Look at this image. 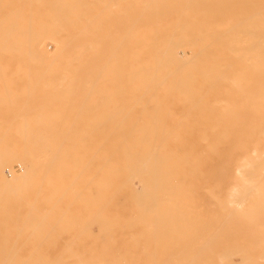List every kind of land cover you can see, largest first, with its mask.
Returning a JSON list of instances; mask_svg holds the SVG:
<instances>
[{
	"label": "bare ground",
	"instance_id": "bare-ground-1",
	"mask_svg": "<svg viewBox=\"0 0 264 264\" xmlns=\"http://www.w3.org/2000/svg\"><path fill=\"white\" fill-rule=\"evenodd\" d=\"M7 69L0 264H264V0H0ZM87 84L99 135H44Z\"/></svg>",
	"mask_w": 264,
	"mask_h": 264
},
{
	"label": "rangeland",
	"instance_id": "rangeland-1",
	"mask_svg": "<svg viewBox=\"0 0 264 264\" xmlns=\"http://www.w3.org/2000/svg\"><path fill=\"white\" fill-rule=\"evenodd\" d=\"M35 29H32V30H30L29 32L30 33H33V31H34ZM16 32H18V33H20L19 32V30H17ZM48 45V44H47ZM46 45V46H47ZM52 44H50V45H48L46 48H47V50H52ZM10 70V69H9ZM8 69L5 71V70H3V72H6V73H2V70H0V72L2 73V75L0 74V80H2L1 78H4V80L3 81H5L6 79L8 80V79H10V78H12L13 77V80L14 81H16V83L15 84H23V85H21V87L20 86H18V85H14V84H11V86L12 87H14V89H17V90H12V93L11 94H8V93H6L7 92V90H8V92L10 93L11 92V90H9V88H11L12 89V87H9L10 85H8V87L7 88H5V86H7V84H5V86H4V84H0V88H2L3 90L1 91V93L0 94H7V95H9V97H12V96H14V94L16 93V91H17V95H18V92H19V90H20V94H21V88L22 87H24V88H27V86L24 84L26 81H28V80H25L27 77H28V72H26V70L25 71H23V73L21 72V71H19L18 72V74H16V73H14L13 71H14V69H11V72H13V74H15V76H13L12 75V77H10L9 78V75H8V73L10 72ZM17 71V70H16ZM25 72H26V78L25 77H23V75H22V77H21V79L23 78V80H20V78H18L17 77V79H15V77L17 76V75H21V74H25ZM5 74H7V75H5ZM31 74H33V73H31ZM31 74H29V75H31ZM37 75H39V74H34V78H33V76H31L32 78H33V80H35V77L36 78H42L43 76L42 75H40V76H38L37 77ZM2 76V77H1ZM3 76H5V77H3ZM25 76V75H24ZM20 77V76H19ZM30 76H29V78H31ZM31 78V79H32ZM28 79V78H27ZM25 80V81H24ZM2 81V82H3ZM11 81H12V79H11ZM13 81V82H14ZM90 84H87L86 85V89H89L90 90V88L92 87L91 85V87L89 86ZM26 86V87H25ZM88 87H90V88H88ZM4 88H5V90H4ZM61 88V87H60ZM93 88V87H92ZM117 89H115L114 90V88L112 89V90H109V91H113L114 90V92L118 95V89H120L119 87H116ZM98 89H99V91L101 90V91H103V93L101 94V91L99 92L98 91ZM1 90V89H0ZM66 89H64L63 88V90L62 91H60V92H58V94L59 95H61V94H70V90H66ZM93 90V89H92ZM64 91H65V93H64ZM88 91V90H87ZM85 91V90H83V91H79V92H81V94H82V98H84V102H82L81 104H80V102H78V103H74V104H76L77 106L75 107V105L74 104H70V105H64V107H63V103H60L59 102V100L61 99H59L58 100V98L59 97H56L55 98V100H54V102L56 103V104H54V106L51 108V112H52V110H56L57 111V115H56V112H54V114H55V116H56V118H58V120H56L55 119V116L53 115V119H54V123H53V126H52V129H54L55 131L53 132V133H51V134H48V133H44V135L46 134V135H62L63 137H69V138H74V137H77L78 135H75L76 133L78 134V133H81V135H79V136H82L83 134H84V136H86V135H88V134H94V133H88L87 131L86 132H81L80 131V128H82V130H84V128L85 127H83V125L85 124V120L87 121V123H88V121L90 120V118L92 117V119H94V113H96V111L99 113L100 112V108H101V113H102V117H103V114L105 113V112H107V111H105L104 112V110H108V109H111L113 106L112 105H114L115 104V98L113 97V96H116V94H112V92H111V94L109 95V91L107 92L106 91V93L104 92L105 90L103 89L102 90V88H97V90H95V91H98L102 96H98L97 95V97L99 98H101L102 99V101H101V99L99 98V99H96V101H95V96L96 95H94V93H93V91ZM94 91V92H95ZM123 90H120V92H122ZM128 90H126V91H123L124 93H129V91L127 92ZM69 92V93H68ZM90 92V93H89ZM120 92H119V94H120ZM131 92V91H130ZM33 93V101L35 100V102H29V103H33V104H35L37 101H40V99H38L37 98V91H36V94H35V92H32ZM86 93H89V94H87V96H89V99L88 98H86V97H84V96H86ZM91 93H93L92 94V96H90V94ZM96 94H97V92H95ZM123 93V94H124ZM15 94V95H16ZM103 94L105 95V97L103 96ZM123 94H120V96L118 97V98H122V96H123ZM125 94V95H126ZM32 95V94H31ZM36 95V96H35ZM108 95V101H107V96ZM130 96H131V93H130ZM91 97V98H90ZM82 98H81V100H82ZM103 98H106V99H103ZM88 99V100H87ZM37 100V101H36ZM58 100V101H57ZM90 100L92 101V104H88V106H86L88 109V111L90 110V112H88V113H85V112H83V110L84 109H86V107H85V105H87V103L86 102H88V103H91L90 102ZM98 100H100L101 102H99ZM103 100H105L104 102L105 103H107V104H105L104 102H103ZM110 100V101H109ZM116 100H118L117 101V105H118V107H120V102H119V100H121V99H116ZM83 101V100H82ZM97 101L99 102V104L97 103ZM59 102V103H58ZM103 102V103H102ZM118 102H119V104H118ZM122 102V101H121ZM129 102V104L131 103L132 104V101H127V103ZM28 103V102H27ZM84 103H86V104H84ZM93 103H94V105H93ZM100 103H102L101 105H102V107H100L101 105H100ZM122 103H124V102H122ZM96 104V105H95ZM104 104L105 105H107L106 106V108L103 110V108L105 107L104 106ZM57 105V106H56ZM58 105H59V107H58ZM91 105L94 107V106H96V107H98L97 108V110H95L94 111V113L92 112L91 113V111L93 110V109H91L92 107H91ZM98 105V106H97ZM117 105H114L115 107H116V109L118 110V108H117ZM62 106V107H61ZM71 106V107H70ZM104 106V107H103ZM55 107V108H54ZM78 107V108H77ZM115 107H113V109H115ZM58 108H59V110H58ZM65 108V109H64ZM90 108V109H89ZM47 109V108H46ZM61 109H64V110H61ZM99 109V110H98ZM113 109H111L113 112H114V110ZM115 109V111H117ZM61 110V111H60ZM74 110H76V111H74ZM87 110H84V111H86L87 112ZM28 111V110H27ZM59 111V112H58ZM72 111V112H71ZM50 112V113H51ZM83 112V113H82ZM113 112L111 113V114H113ZM59 113H60V116H59ZM70 113V114H69ZM82 113V114H81ZM92 114V115H90V117L88 116L89 114ZM98 113H96L95 115H97ZM101 113H99V114H101ZM109 113H110V111H109ZM84 114V115H83ZM85 114H87V115H85ZM107 113H105L104 114V116L106 115ZM116 114V113H115ZM115 114H113V115H115ZM108 115L109 114H107L106 115V118L108 117ZM59 116V117H58ZM73 116H74V118H73ZM76 116V117H75ZM84 116H86V117H88L89 118V120H88V118H86L85 119V117ZM98 116H100V115H98ZM104 118V117H103ZM106 118H104V119H106ZM115 118H117V116L115 115ZM80 119V120H79ZM85 119V120H84ZM107 119H109V117L107 118ZM63 120H64V122L66 123L67 121H69V122H67L66 124L65 123H63ZM79 120V121H78ZM103 120V119H102ZM78 122V123H77ZM90 122V121H89ZM70 123V125H68ZM86 123V126H89L90 127V125L89 124H87ZM55 124V125H54ZM65 124V125H64ZM10 125V126H9ZM15 125V123H10V124H8V125H1L0 126V135H3L4 134V136H7V137H14V134H15V132L13 131L12 132V130H11V128L13 127ZM64 125V126H63ZM3 126V127H2ZM11 127V128H9V127ZM1 127H2V132H1ZM6 127L7 128H9L11 131L10 132H12V133H10L9 132V130H5L6 129ZM16 127V126H15ZM40 127H42V126H40ZM75 127V128H74ZM80 127V128H79ZM69 128V129H68ZM88 128V127H87ZM86 128V129H87ZM77 129H78V131H77ZM56 130L57 131H59L60 130V132H56ZM76 130V131H75ZM80 131V132H79ZM62 132H64V133H62ZM2 133V134H1ZM18 132H16V134H17ZM58 133V134H57ZM18 134H20V132L18 133ZM27 134V132L26 133H24L23 135H26ZM29 134H32V133H29ZM33 134H36L37 136L38 135H41V136H44L41 132L40 133H33ZM67 134V135H66ZM75 136H74V135ZM21 135V134H20ZM19 135V136H20ZM73 135V136H72ZM94 135H99V133H95ZM17 136V135H16ZM15 136V137H16ZM22 136V135H21ZM6 168V169H5ZM4 169H3V175L4 176H7V177H10L9 175H11L12 173H17V172H21V170H20V167H19V165L15 162H13V164L10 166V168H7V167H5ZM12 171V172H11ZM14 171V172H13ZM10 172H11V174H10ZM16 191H17V189H15ZM16 191H15V193H16ZM1 197V196H0ZM67 198V196H65V197H63L62 199H61V201L59 202L58 201V203H60L59 205H58V203L55 201V204H54V206H52V208L51 209H49L48 210V208H50L49 207V204H45V203H43V204H41V205H37V208L35 207L34 209H36V210H34V209H30V210H33V211H29V210H27L26 208H27V205L25 206V204L23 205V202L24 201H20L19 200V203L20 202H22L21 204H22V206L23 207H20V208H23L22 210L21 209H17V211H19V213L17 214V217L19 218V219H22V218H24V217H32V216H37V217H44L43 215L45 214L46 216L44 217L45 219L43 220L44 222H48L49 220H50V218L51 217H54V216H58L59 215V212H58V207L60 206L61 208H63V209H65V207L67 208L66 210H65V212H63L62 214L64 215V216H69V214H70V210H71V205H70V203H69V201H68V199H66ZM4 197L2 196L1 197V199H0V206L2 207V204L4 205ZM7 200V199H6ZM14 203H12L11 205L10 204H7V205H10L11 206V208H13L14 207V205H13ZM18 204V203H17ZM21 204H20V206H21ZM66 204V205H65ZM7 205H5V207H6V209H7ZM12 205H13V207H12ZM19 205V204H18ZM67 205H69L68 207H67ZM44 208H43V207ZM0 207V209H2ZM54 207V208H53ZM9 208V207H8ZM45 209V210H43V209ZM5 208H4V210H6ZM8 210V209H7ZM7 210H6V212H7ZM9 210H10V208H9ZM9 210H8V212L7 213H9ZM0 211H2V210H0ZM12 211V209L10 210V212ZM14 211V210H13ZM21 211H23L22 213H21ZM27 211H29V212H27ZM43 211L45 212V213H43ZM47 211V212H46ZM6 212H4V214H0V216L2 215V216H4V218L1 216V218L2 219H6L7 218V216H8V214L6 213ZM16 212V211H15ZM53 212V213H52ZM21 213V214H20ZM27 213H29L30 214V216H29V214H27ZM33 213V214H32ZM66 213V214H65ZM27 214V215H26ZM0 218V220H2ZM19 221V220H18ZM53 230V231H52ZM51 231H50V233L51 232H54L55 231V229H52ZM93 230L95 231L96 229H95V227H93ZM57 247H62V246H57Z\"/></svg>",
	"mask_w": 264,
	"mask_h": 264
}]
</instances>
